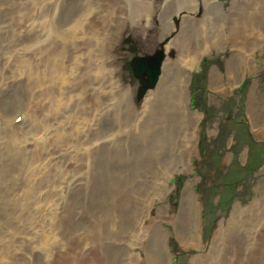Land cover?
Returning a JSON list of instances; mask_svg holds the SVG:
<instances>
[{"label":"rangeland","instance_id":"1","mask_svg":"<svg viewBox=\"0 0 264 264\" xmlns=\"http://www.w3.org/2000/svg\"><path fill=\"white\" fill-rule=\"evenodd\" d=\"M157 1L0 0V264H168V252L173 264H205L221 221L235 211L264 214V0H211L219 8L208 15L212 37L221 33V42L203 43L186 85L185 74L161 82L164 66L176 70L183 56L176 43L185 14ZM251 16H261L256 27ZM197 33L185 38V58L198 57ZM156 49L162 73L139 99L125 60ZM14 141V153L4 148ZM256 260L264 264V253Z\"/></svg>","mask_w":264,"mask_h":264},{"label":"bare ground","instance_id":"2","mask_svg":"<svg viewBox=\"0 0 264 264\" xmlns=\"http://www.w3.org/2000/svg\"><path fill=\"white\" fill-rule=\"evenodd\" d=\"M148 1V0H147ZM157 1V0H156ZM165 1H168L169 3H171L172 5H173V11L175 12V14L177 13V14H185L183 17H181V20H180V23H178V24H182L183 26V31L178 35V38H177V43H176V45H177V47H179L178 49L181 51V55H183L181 58H179V61L177 62V64H175V67H176V70L173 68V65L172 66H168V69H167V67L166 66H164V69H163V75H162V78H161V82L163 83V84H165V82L164 81H166V80H170V79H172L174 76L176 77V80L177 79H179V76L178 75H180V74H185V78H186V82H185V84L184 85H186L187 84V80H188V76L190 75V72H191V70L190 69H192L193 68V65L195 64V61L198 59L199 60V58H201V56H202V53H201V51H200V48L201 47H203V43L205 42L206 43V41L208 42V43H214L215 45L217 44H219L220 42H221V40H220V37L222 36L221 35V33L219 34V35H217V34H215V37L213 38L212 37V25H211V22H210V18H208V15L209 14H211L212 16H213V14H215V12L217 11H219V8H218V5H214V4H211V0H165ZM164 0H158L157 2H160V4H163L164 2H165ZM163 2V3H162ZM143 3V2H142ZM168 4V3H167ZM153 8H159V5H156V4H154L153 6H151L150 8H148V10H151V9H153ZM221 9V8H220ZM222 10V9H221ZM157 11H159V9L157 10ZM140 13V12H139ZM219 13V12H218ZM140 14H142V12L140 13ZM147 14V13H146ZM150 14V13H149ZM177 14L175 15V16H177ZM262 14V13H261ZM210 15V16H211ZM150 16H151V14H150ZM256 16V15H255ZM255 16H251L252 18L253 17H255ZM152 17V16H151ZM154 17V16H153ZM261 17V16H260ZM259 16L258 17H255V18H253L254 20L253 21H251L252 22V26H254V27H256L257 26V24L258 23H260L259 21L261 20V18H260ZM81 19H82V17H81ZM80 19V20H81ZM84 19H86V17L84 18ZM141 19V18H140ZM139 19V20H140ZM80 20H79V22H80ZM83 20V19H82ZM87 20V19H86ZM247 20V19H246ZM73 21V20H72ZM75 21V20H74ZM78 21V20H77ZM83 21H85V20H83ZM89 21H91L90 19H89ZM144 21V20H143ZM148 21V20H147ZM151 21V20H150ZM149 21V22H150ZM94 22V21H93ZM97 22V21H96ZM215 22V21H214ZM250 22V23H251ZM56 23V22H55ZM74 23H76V22H74ZM56 24H58V23H56ZM68 24V23H67ZM87 24V23H86ZM86 24H84V25H86ZM97 24H100V22L99 23H96V26H97ZM141 24V23H140ZM174 24V23H173ZM245 24H247V23H245ZM63 25V24H62ZM79 26H80V23L78 24ZM149 25H150V23H149ZM168 25V24H167ZM41 26V25H40ZM54 27H55V25H53ZM64 26V25H63ZM82 26V25H81ZM80 26V27H81ZM88 26V29H90V27H89V24L87 25ZM93 26V25H92ZM91 26V27H92ZM140 26V25H139ZM51 27V26H50ZM53 27V28H54ZM61 27V26H60ZM65 27V26H64ZM67 27V26H66ZM69 27V26H68ZM86 27V26H85ZM97 27H99V26H97ZM96 27V28H97ZM145 27V26H144ZM148 26H146V28H147ZM175 27V26H174ZM195 27V30L197 31V29H198V32H200V33H197L199 36V38H200V43H202V44H200V43H198V46H196V48H192L191 50H193V51H191V52H194V54H198V57L196 58V57H192V58H185L184 56H186L185 55V53H187V52H190V49H188V48H190V46H189V43H188V39L189 38H187V39H185L186 37H188V33H190V31L192 30V28H194ZM216 27V26H215ZM74 28H75V25H74ZM94 28V27H93ZM181 28V27H180ZM253 28V27H252ZM51 29H52V27H51ZM50 29V30H51ZM71 29V28H70ZM82 29V28H81ZM87 29V30H88ZM179 29V28H178ZM54 30V29H53ZM74 30H76V29H74ZM77 30H78V28H77ZM84 30H85V28H84ZM87 30H85V31H87ZM100 30V29H99ZM170 30V29H169ZM175 30V29H174ZM43 31H45V28H44V30ZM42 31V32H43ZM48 31V30H47ZM56 31V30H55ZM58 31V30H57ZM65 31V30H64ZM79 31V30H78ZM81 31V30H80ZM92 31H94V30H92ZM100 31H102V30H100ZM165 31H166V29H165ZM178 31V30H177ZM218 31V30H217ZM66 32V31H65ZM91 32V31H90ZM163 32V31H162ZM173 32V31H172ZM215 32V31H214ZM58 33V32H57ZM93 33H95V32H93ZM49 34V33H48ZM50 34H52V33H50ZM65 34V33H64ZM66 34H67V32H66ZM71 34V33H70ZM84 35H86L85 33H83ZM92 34V33H91ZM91 34H90V36H91ZM68 35V34H67ZM72 35V34H71ZM166 35V34H165ZM177 35V34H176ZM54 36H56V35H54ZM66 36V35H65ZM70 36V35H69ZM81 36V35H80ZM90 36H89V38H90ZM95 36V35H94ZM99 36V35H98ZM97 35H96V37H98ZM100 36H101V34H100ZM167 36V35H166ZM214 36V35H213ZM38 37V36H37ZM49 37H50V35H49ZM66 37H68V36H66ZM79 37V36H78ZM103 37V36H102ZM164 37V36H163ZM55 38V37H54ZM81 38V37H80ZM91 38H93V36L91 37ZM90 38V39H91ZM101 38V37H100ZM166 38V37H165ZM168 38V37H167ZM245 38H246V36H245ZM57 39H59V37H57ZM62 39V38H61ZM71 38H69V40H70ZM79 39V38H78ZM83 39V38H82ZM86 39V38H85ZM99 39V38H98ZM223 39V38H222ZM246 39H248V38H246ZM64 40V39H63ZM62 40V41H63ZM73 40V39H72ZM72 40H71V44L73 43L72 42ZM84 40V39H83ZM92 40V39H91ZM96 40H97V38H96ZM199 40V39H198ZM197 40V41H198ZM220 40V41H219ZM233 40H235V39H233ZM47 41V40H46ZM65 41V40H64ZM68 41V40H67ZM84 41H86V40H84ZM94 41V40H93ZM98 41V40H97ZM254 41V40H253ZM70 42V41H69ZM175 42V41H174ZM173 42V43H174ZM245 42H247V41H245ZM250 42V41H249ZM44 43H46V42H44ZM62 43H65V42H62ZM68 43V42H67ZM94 43V42H93ZM97 43V42H96ZM96 43H95V45H96ZM172 43V44H173ZM195 43V42H194ZM223 43V42H222ZM88 44V43H87ZM99 44L101 45L102 43H100V41H99ZM98 44V45H99ZM200 44V45H199ZM236 44H240V45H242L241 44V42H237L236 41ZM45 45V44H44ZM78 45V44H77ZM97 45V46H98ZM168 45V44H167ZM170 45H171V43H170ZM47 46V45H46ZM74 46V45H73ZM80 46V45H79ZM172 46V45H171ZM192 46L194 47V45L192 44ZM247 46V45H246ZM44 47V46H43ZM91 47V46H90ZM96 47V46H95ZM99 47V46H98ZM176 47V46H175ZM47 48V47H46ZM49 48V47H48ZM69 48H71V47H69ZM76 48V47H75ZM89 48V47H88ZM101 48H102V46H101ZM168 48H170V47H168ZM34 49V48H33ZM85 49V48H84ZM159 49V48H158ZM172 49V48H171ZM51 50V49H50ZM72 50V49H71ZM157 50V49H156ZM177 50V49H176ZM73 51V50H72ZM77 51V50H76ZM86 51V50H85ZM97 51H99L98 49H97ZM158 51H160V50H158ZM79 52V51H78ZM78 52H76V53H78ZM103 51L101 50V53H102ZM80 53V52H79ZM163 53V52H162ZM29 54V53H28ZM83 54V53H82ZM87 54H88V52H87ZM91 54H94V52H92ZM95 54H96V52H95ZM172 54L173 53H171V54H169V55H171L172 56ZM180 54V53H179ZM193 54V55H194ZM32 55V54H31ZM75 55V54H74ZM83 55H85V54H83ZM140 55H142V54H140ZM164 55V54H163ZM22 56V55H21ZM144 56H146V55H144ZM175 56V55H174ZM173 56V57H174ZM191 56V55H190ZM76 57V56H75ZM92 57V56H91ZM101 57V56H100ZM173 57H172V59H173ZM176 57V56H175ZM174 57V58H175ZM27 58V57H26ZM87 58V57H86ZM93 58H94V56H93ZM177 58V57H176ZM20 59V58H19ZM31 59V58H30ZM29 59V60H30ZM88 59H89V57H88ZM96 59V58H95ZM102 59V58H101ZM164 59V58H163ZM171 59V60H172ZM178 59V58H177ZM184 59H186V61L184 60ZM10 60V59H9ZM81 60V59H80ZM99 60V59H98ZM170 60V59H169ZM7 61V60H6ZM19 61V60H18ZM32 61V60H31ZM83 61V60H82ZM9 62V61H8ZM163 62V61H162ZM169 62V61H168ZM179 62H181V64H182V62H185L186 63V66L188 67V68H186V69H184L183 71L182 70H180V68H179ZM53 63V62H52ZM26 64V63H25ZM29 64V63H28ZM27 64V65H28ZM42 64V63H41ZM46 64V63H45ZM63 64V63H62ZM84 64V63H83ZM98 64H99V62H98ZM165 64V63H164ZM22 65H24V64H22ZM16 66H18V65H16ZM26 66V65H25ZM24 66V67H25ZM29 66V65H28ZM28 66H26L25 68H27ZM77 66V65H76ZM94 66H95V64H94ZM163 65H161V67H162ZM92 67V66H91ZM99 67H101V65L99 66ZM99 67H97V68H99ZM17 68V67H16ZM24 68V69H25ZM29 68V67H28ZM27 68V69H28ZM41 68H43V67H41ZM163 68V67H162ZM162 68H161V73H162ZM89 69V68H88ZM38 70V69H37ZM45 70V69H44ZM97 70V69H96ZM96 70H94V71H96ZM22 71V70H21ZM30 71V70H29ZM86 71V70H85ZM105 71V70H104ZM42 72H45V71H42ZM42 72H40L41 74H42ZM99 72V71H98ZM14 73V72H13ZM86 73V72H85ZM95 73V72H94ZM104 73V72H103ZM106 73V72H105ZM192 73V72H191ZM28 74H30V73H28ZM28 74H26V75H28ZM39 74V73H38ZM60 74V73H59ZM58 74V75H59ZM95 74H97V73H95ZM63 75V74H62ZM94 75V74H93ZM98 75H100V73L98 74ZM161 75V74H160ZM181 75V77H183ZM33 77H34V75H32ZM46 76V75H45ZM11 77V76H10ZM38 77V76H37ZM94 77V76H93ZM190 77V76H189ZM45 78V77H44ZM67 78V77H66ZM7 79V78H6ZM15 79V78H14ZM13 79V80H14ZM43 79V78H42ZM57 79V78H56ZM174 79V78H173ZM182 79V78H181ZM9 80V79H8ZM45 80V79H44ZM58 80V79H57ZM59 80H61V79H59ZM58 80V81H59ZM63 80V79H62ZM61 80V81H62ZM66 80H68V78L66 79ZM159 80V79H158ZM7 81V80H6ZM57 81V82H58ZM65 81V80H64ZM135 81V80H134ZM12 82H14V81H12ZM16 82H17V80H16ZM55 82H56V80H55ZM100 82V81H99ZM119 82V81H118ZM58 83H60V82H58ZM167 83V82H166ZM170 83V82H169ZM48 84V83H47ZM62 84V83H61ZM60 84V85H61ZM65 84V83H64ZM98 84V83H97ZM157 84V83H156ZM50 85V84H49ZM63 85V84H62ZM93 86V85H92ZM159 86H160V84H159ZM180 86V85H179ZM42 86H40V88H41ZM60 87V86H59ZM67 87V86H66ZM154 87H156V85L155 86H153V87H150V88H148V89H152V88H154ZM47 88V87H46ZM51 88V87H50ZM61 88V87H60ZM162 88V87H161ZM166 88V87H165ZM187 87L186 86H184L183 87V89L181 90V91H183V90H185ZM36 90V89H35ZM62 90V89H61ZM154 90V89H153ZM152 90V91H153ZM187 90V89H186ZM40 91V90H39ZM41 91H42V89H41ZM40 91V92H41ZM59 91H60V89H59ZM146 91H148V90H146ZM146 91L144 92V94L146 93ZM38 92V91H37ZM91 92V91H90ZM102 92V91H101ZM33 93V92H32ZM51 93V92H50ZM56 93V92H55ZM57 93H59V92H57ZM99 93V92H98ZM189 93L190 92H188V94H187V97H185V99L187 100V101H185L186 103H187V106H188V108H189V110H190V105H189ZM47 94V93H46ZM62 94V93H61ZM65 94V93H64ZM68 94V93H67ZM143 94V95H144ZM42 95H43V92H42ZM141 96V98L142 97H144V96ZM170 95V97L174 100V99H177V96H179L180 95V91H179V89H174L173 91H172V93H170L169 94ZM184 95V94H183ZM30 96V95H29ZM31 96H33V95H31ZM35 96H37V94L35 95ZM46 96V95H45ZM93 96V95H92ZM97 96V95H96ZM96 96H95V99H96ZM99 96V95H98ZM50 97V96H49ZM64 97V96H63ZM68 98H69V95L67 96ZM104 97V96H103ZM45 98V97H44ZM111 98V97H110ZM141 98H139V99H141ZM167 98V97H166ZM49 99V98H48ZM104 99V98H103ZM134 99V98H133ZM56 100V99H55ZM69 100H70V98H69ZM93 100H94V98H93ZM116 100V99H115ZM117 100H118V98H117ZM138 100V99H137ZM149 100V99H148ZM48 101V100H47ZM52 101H54V99L52 100ZM59 101V100H58ZM88 101V100H87ZM95 101V100H94ZM141 101V100H140ZM143 101V100H142ZM141 101V102H142ZM146 101V100H145ZM144 101V102H145ZM152 101V100H151ZM154 101V100H153ZM37 102V101H36ZM100 102V101H99ZM62 103V102H61ZM69 103H71V102H69ZM89 103V102H88ZM87 103V104H88ZM96 103H98V101L96 102ZM105 103H106V101H105ZM133 103V102H132ZM131 103V104H132ZM149 103H150V101H149ZM153 103V102H152ZM151 103V104H152ZM30 104V103H29ZM58 104V103H57ZM63 104V103H62ZM86 104V105H87ZM145 104V103H144ZM31 106V105H30ZM33 106H34V104H33ZM32 106V107H33ZM89 106V105H88ZM94 106V105H93ZM148 106V105H147ZM179 106V105H178ZM58 107V106H57ZM37 108H39V107H37ZM51 108H53V107H51ZM59 108V107H58ZM62 108V107H61ZM68 108V107H67ZM131 108V107H130ZM34 109V108H33ZM36 109V108H35ZM40 109V108H39ZM55 109V108H54ZM53 109V110H54ZM70 109V108H69ZM104 109V108H103ZM44 110V109H43ZM71 110V109H70ZM38 111H40V110H38ZM88 111H91V110H88ZM192 110H190V112H191ZM29 112V111H28ZM32 112H33V110H32ZM46 111H44L43 113H45ZM50 112V111H49ZM67 112V111H66ZM72 112V111H71ZM87 112V111H86ZM97 112V111H96ZM7 113V112H6ZM29 113H31V112H29ZM35 113H36V111H35ZM38 114H39V112H37ZM52 113V112H51ZM65 113V112H64ZM99 113V112H98ZM98 113H96V114H98ZM42 114V113H41ZM50 114V113H49ZM16 115H17V113L13 116V117H16ZM40 115V114H39ZM42 115H44V114H42ZM56 116L58 115L57 113L55 114ZM86 115V114H85ZM26 116V115H25ZM29 116V115H28ZM45 116V118H47L48 119V116L47 115H44ZM44 116H42V117H44ZM47 116V117H46ZM40 117V116H39ZM70 116H68V118H69ZM76 117V116H75ZM88 117V116H87ZM86 117V118H87ZM90 117H92V114H91V116ZM95 117H97V116H95ZM54 118V117H53ZM62 118V117H61ZM4 119V118H3ZM38 119V118H37ZM40 119V118H39ZM42 119H44V118H42ZM66 119V118H65ZM79 119H82V118H79ZM83 119H85V118H83ZM91 119V118H90ZM97 119H98V117H97ZM24 120V119H23ZM45 120V119H44ZM61 120V119H60ZM62 120H63V118H62ZM99 120V119H98ZM97 120V121H98ZM47 121V120H46ZM57 121V123L59 122L58 120H56ZM86 121V120H85ZM45 122V121H44ZM83 122H84V120H83ZM87 122H89L88 121V118H87ZM87 122H85V123H87ZM100 122V121H99ZM32 123V122H31ZM47 123V122H46ZM62 123V122H61ZM61 123H58V124H60V125H62ZM91 123V122H90ZM9 124V123H8ZM7 124V125H8ZM21 124V123H20ZM56 124V123H55ZM68 124H70V119H69V121H68ZM18 125V124H17ZM95 125V124H94ZM98 125V124H97ZM15 126V125H14ZM66 126V125H65ZM68 126V125H67ZM66 126V127H67ZM96 126V125H95ZM5 127V126H4ZM29 127V126H28ZM46 127H49V125H47ZM63 127V126H62ZM62 127H60V128H62ZM71 127V126H70ZM92 127V126H91ZM98 127V126H97ZM18 128H19V126H18ZM17 128V129H18ZM35 128H37V127H35ZM43 128V127H42ZM55 128V127H54ZM73 128V127H72ZM26 129H28V128H26ZM41 129V128H40ZM38 130V129H37ZM45 130H48V128H46ZM62 130V129H61ZM71 129H69V131H70ZM97 130V129H96ZM52 131H53V129H52ZM68 131V130H67ZM17 132V131H16ZM30 133L29 134H31V131H29ZM35 132V131H34ZM33 132V133H34ZM59 132V131H58ZM57 132V133H58ZM25 133V132H24ZM46 134V133H45ZM52 134V133H51ZM54 134V133H53ZM59 134V133H58ZM25 135V134H24ZM34 135V134H33ZM59 135H61V134H59ZM58 135V136H59ZM73 135V134H72ZM23 136V135H22ZM27 136V135H26ZM65 136H67V135H65ZM74 136V135H73ZM32 137V136H31ZM37 137H38V135H37ZM37 137H35V138H37ZM42 137V136H41ZM57 137V136H56ZM60 137V136H59ZM28 138V137H27ZM43 138V137H42ZM63 138V137H62ZM41 139V138H40ZM51 139V138H50ZM93 139V138H92ZM30 140V139H29ZM43 140V139H42ZM54 140V139H53ZM71 140V139H70ZM31 141V140H30ZM48 141H50V140H48ZM55 141V140H54ZM87 141V140H86ZM69 142V141H68ZM21 143V142H20ZM23 143V142H22ZM34 143H36V141H34ZM55 143V142H54ZM53 143V144H54ZM2 144H3V142H2ZM6 146L4 147V148H6V147H9V149H8V151H11L12 153H14L15 151H16V148L15 149H13V144L14 145H16V147H17V145L19 144V142L18 141H14L13 143H12V145H10V144H6V143H4ZM24 144V143H23ZM22 144V145H23ZM26 144V143H25ZM24 144V145H25ZM31 144V143H30ZM40 144V143H39ZM48 144H49V142H48ZM60 144V143H59ZM67 144V143H66ZM33 145V144H32ZM31 145V146H32ZM36 145H37V143H36ZM43 145V144H42ZM42 145L40 146V147H42ZM46 145H47V143H46ZM45 145V146H46ZM34 146H35V144H34ZM38 146V145H37ZM53 146V145H52ZM1 147V146H0ZM27 147H29L28 146V144H27ZM34 148V147H33ZM55 148H56V146H55ZM18 149V148H17ZM24 149V148H23ZM25 149H27L26 147H25ZM42 149V148H41ZM41 149L39 150L40 152H41ZM44 149V148H43ZM42 149V150H43ZM53 149V148H52ZM51 149V152L52 153H54V150H52ZM35 150V149H34ZM45 150V149H44ZM47 150H48V148H47ZM57 150V149H56ZM25 152L27 151V150H24ZM30 152V151H29ZM39 152V153H40ZM43 152V151H42ZM41 152V153H42ZM47 152V151H46ZM60 152V151H59ZM94 152V151H93ZM38 153V152H37ZM1 154V153H0ZM36 154V153H35ZM37 155H39V154H37ZM46 155V154H45ZM44 155V156H45ZM49 155V154H48ZM52 155H54V154H52ZM36 157H38V156H36ZM42 157V156H41ZM3 158V157H2ZM14 158V157H13ZM45 158V157H44ZM48 158V157H47ZM1 159V158H0ZM13 160V159H12ZM37 160V159H36ZM35 160V161H36ZM25 162V161H24ZM37 162V161H36ZM58 162H61V161H58ZM38 163V162H37ZM37 163H35V164H37ZM49 166H50V164H49ZM40 167V166H39ZM41 167H43V166H41ZM45 167V166H44ZM48 168V167H47ZM36 169H37V167H36ZM46 170V169H45ZM40 171V170H39ZM170 175H172V173L171 174H169L166 178L168 179L169 178V176ZM43 181V180H42ZM50 181V180H49ZM46 182H47V179H46ZM45 183V182H44ZM65 183V182H64ZM192 183V182H191ZM47 184H48V182H47ZM46 184V185H47ZM45 185V184H44ZM188 185V184H187ZM186 185V190L188 191L187 192V194L184 196L185 197V200H184V202L185 201H187V199H188V197L190 196V187L189 186H187ZM190 185V184H189ZM56 186V185H55ZM24 187V186H23ZM39 187V186H38ZM49 188V187H48ZM38 189V188H37ZM42 189V188H41ZM26 190V189H25ZM155 190V189H154ZM19 191V190H18ZM38 192H40V189H39V191ZM160 192H161V195H162V197L163 198H166L165 196H167V194L169 193V188H166V187H160ZM49 193H51V192H49ZM22 194V193H21ZM34 195V194H33ZM39 195V194H38ZM38 198H39V196H38ZM48 201V200H47ZM20 202H21V204H22V202L23 201H21L20 200ZM15 203V202H14ZM24 204V203H23ZM13 205V204H12ZM25 205V204H24ZM14 206V205H13ZM25 206H27V205H25ZM15 207V206H14ZM19 207H21V206H19ZM35 207V206H34ZM146 208V207H145ZM148 209V208H147ZM147 209H146V211H147ZM236 209V208H235ZM234 209V210H235ZM233 210V211H234ZM238 210V209H237ZM242 210V209H241ZM245 211V210H244ZM244 211H241L238 215L237 214H235V212H237V211H235L234 213H232L231 215L232 216H230V217H228L227 219H225V220H223V221H221L219 224H218V226L216 227V229H215V231H214V233H213V235L211 236L212 238V242H211V247H209L210 249H209V252H207L205 255H204V260L203 261H205V264H243V262L241 261L242 259V256H244V255H246V253L248 254L247 255V257L249 258V261L251 260V262H250V264H254L257 260H256V258H257V256L260 254V253H264V222H263V219H264V214L262 213L260 216L258 215V212H257V210H255V211H251L250 213H249V216H248V218L245 216L246 214L244 213ZM149 212V211H148ZM150 213V212H149ZM50 214V213H49ZM235 214V215H234ZM144 215V214H143ZM147 215H148V213H147ZM51 218H52V216H51ZM152 219V218H151ZM199 221V220H198ZM142 222H143V220H142ZM152 222V221H151ZM154 222V221H153ZM53 223V222H52ZM151 225H152V223H151ZM199 226H200V222H196L195 223V225L191 228V234H190V238H191V241H193L194 243H193V246H198V244L200 243V240H199V238H197L198 237V233H199ZM141 228V227H140ZM149 228V227H148ZM142 229V228H141ZM143 230V229H142ZM138 234V233H137ZM140 234V233H139ZM30 236V235H29ZM56 236V235H55ZM137 236V235H136ZM137 237H140V236H137ZM141 237H142V235H141ZM143 237H145V235L143 236ZM134 239H135V237H134ZM136 240H137V238H136ZM139 240V239H138ZM141 240L143 241V238H141ZM141 241V242H142ZM136 242V241H135ZM131 245H132V243H131ZM10 246V245H9ZM200 246V245H199ZM146 247V246H145ZM202 248V247H201ZM143 249H146V248H143ZM166 252H168L167 250H166ZM165 252V253H166ZM169 253V258H170V260H169V258H168V260H169V263L168 264H173L172 263V259H171V253L170 252H168ZM166 255V254H165ZM233 255V256H232ZM202 256V255H201ZM50 258V257H49ZM5 259V258H4ZM3 259V260H4ZM8 259V258H7ZM198 260V259H197ZM197 260L196 259H192L191 260V262H192V264H198V262H197ZM202 260V259H201ZM61 261V260H60ZM156 261V260H155ZM63 263H66V262H63Z\"/></svg>","mask_w":264,"mask_h":264},{"label":"water","instance_id":"3","mask_svg":"<svg viewBox=\"0 0 264 264\" xmlns=\"http://www.w3.org/2000/svg\"><path fill=\"white\" fill-rule=\"evenodd\" d=\"M161 58L162 55H160L153 63L148 61L143 63L140 62V60L133 62L134 73L139 76L141 83L144 84L143 90H145L148 86H153L158 80Z\"/></svg>","mask_w":264,"mask_h":264}]
</instances>
